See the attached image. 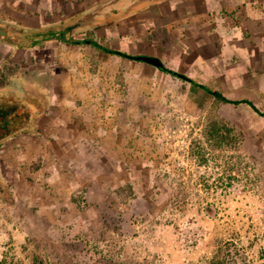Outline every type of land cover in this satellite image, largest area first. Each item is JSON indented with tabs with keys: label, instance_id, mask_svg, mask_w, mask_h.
<instances>
[{
	"label": "rangeland",
	"instance_id": "obj_1",
	"mask_svg": "<svg viewBox=\"0 0 264 264\" xmlns=\"http://www.w3.org/2000/svg\"><path fill=\"white\" fill-rule=\"evenodd\" d=\"M66 3L0 0V85L43 109L39 134L0 146V264H209L221 252L226 264H264V116L87 44L8 40L6 30L87 20ZM75 30L65 38L89 40ZM109 36L112 49L147 53ZM149 48L165 68L264 113L258 76L224 80V59ZM208 119L230 130L228 143L207 140Z\"/></svg>",
	"mask_w": 264,
	"mask_h": 264
},
{
	"label": "crops",
	"instance_id": "obj_2",
	"mask_svg": "<svg viewBox=\"0 0 264 264\" xmlns=\"http://www.w3.org/2000/svg\"><path fill=\"white\" fill-rule=\"evenodd\" d=\"M87 2L88 0H67L66 4L71 11L70 17L73 19L83 17L87 20L84 22L78 20L74 25L69 23L66 29L71 28L73 32L76 28L75 31H82L80 32L82 36L85 37L86 34V37L90 38L94 35V40L97 41L100 39L105 41V35L126 39L131 43L130 47L133 48L135 45L136 48H144L143 51L147 52L145 56H157L146 49H150V43L163 42L167 43L170 49L175 47L182 50L181 56L190 57L191 53H194L196 57L207 58V61H197L196 64L215 66L221 63L220 59H224L222 63L229 65L224 72V80H231L227 76L230 72H238L239 81L243 82L252 80L254 75L258 76L257 80L261 83L258 84L260 89L256 101L263 103L264 106V0H90ZM105 10L108 19L111 17L120 19L117 21L113 19L112 24L105 25L108 22L105 20V14L107 15L104 13ZM125 25L126 28H123ZM139 43L142 45H136ZM86 47L98 51L99 54L103 53L92 46ZM139 51L141 50L135 52ZM135 52L132 56L137 54ZM234 78V81L238 80L236 76ZM238 99L252 103L248 97ZM39 120L40 117L37 122L38 129Z\"/></svg>",
	"mask_w": 264,
	"mask_h": 264
},
{
	"label": "trees",
	"instance_id": "obj_3",
	"mask_svg": "<svg viewBox=\"0 0 264 264\" xmlns=\"http://www.w3.org/2000/svg\"><path fill=\"white\" fill-rule=\"evenodd\" d=\"M15 30L10 29L6 30L5 34L8 36V40L15 48H33L42 46L44 43L49 41H61L69 45H78V44H87L96 48L97 50L111 56H117L121 59L130 60V56L125 52L112 49L105 43L103 40H94L89 38V40L84 39L82 41H75L72 38H65L69 33L70 29L65 30H55V29H43V30H23L20 34H15ZM163 73L170 74L177 78H180L184 82H188L191 86L196 87L204 91L210 97L214 98L219 103L229 104L232 106L246 105L248 106L255 114L264 116V113L259 112L255 106L248 100L237 99L231 100L222 95L219 91L210 89L204 85L196 83L195 81L185 77H179L175 74L174 71L164 70ZM177 73V72H176ZM182 75V74H181ZM0 85V99L7 100L5 105L0 104V146L1 144L9 139L17 136L18 134H38L37 122L43 109L35 100L29 98L25 93L19 95L17 92L13 93L11 87H7L6 83ZM20 90V89H19ZM23 92L22 90H20ZM18 94V95H17ZM18 96V98H17ZM209 120V119H208ZM206 136L207 140L215 141L216 147L221 146L222 143H228L230 130L226 128L225 125L221 124L220 121H214L207 123ZM3 185L0 180V192ZM218 260L211 258L209 264H226V256H223V253L219 254ZM218 256V255H217Z\"/></svg>",
	"mask_w": 264,
	"mask_h": 264
},
{
	"label": "water",
	"instance_id": "obj_4",
	"mask_svg": "<svg viewBox=\"0 0 264 264\" xmlns=\"http://www.w3.org/2000/svg\"><path fill=\"white\" fill-rule=\"evenodd\" d=\"M130 60H133L135 62L145 63L147 65L154 67L155 69L161 72H163L164 70H169L165 68V66L163 65L160 59L153 57V56H130ZM175 74L178 75L179 77L183 76L176 72Z\"/></svg>",
	"mask_w": 264,
	"mask_h": 264
},
{
	"label": "flooded vegetation",
	"instance_id": "obj_5",
	"mask_svg": "<svg viewBox=\"0 0 264 264\" xmlns=\"http://www.w3.org/2000/svg\"><path fill=\"white\" fill-rule=\"evenodd\" d=\"M70 29V31H71V28H69ZM70 31H69V33H70ZM22 93H24V92H22Z\"/></svg>",
	"mask_w": 264,
	"mask_h": 264
}]
</instances>
